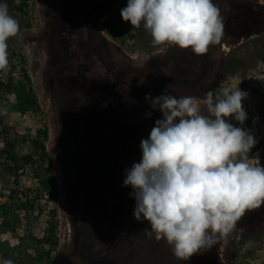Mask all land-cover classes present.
<instances>
[{
    "label": "rangeland",
    "instance_id": "374dc122",
    "mask_svg": "<svg viewBox=\"0 0 264 264\" xmlns=\"http://www.w3.org/2000/svg\"><path fill=\"white\" fill-rule=\"evenodd\" d=\"M7 1L0 4L18 20L20 35L7 41L9 66L0 75V264H264V204L185 261L146 235L147 221L133 216L132 188L121 181L162 119L146 97L164 93L203 99L223 87L246 92V121L228 120L251 131L257 143L249 162L264 166V0H232L236 8L212 0L223 35L203 55L154 47L142 26L118 17L128 0H27L23 11L20 0ZM251 17L253 29L240 33ZM93 76L97 89L88 83ZM43 128L55 196L21 159L35 154L31 140ZM47 235L53 245L41 242Z\"/></svg>",
    "mask_w": 264,
    "mask_h": 264
},
{
    "label": "clouds",
    "instance_id": "9594fccd",
    "mask_svg": "<svg viewBox=\"0 0 264 264\" xmlns=\"http://www.w3.org/2000/svg\"><path fill=\"white\" fill-rule=\"evenodd\" d=\"M120 14L133 28L150 33L154 47L178 46L203 55L223 35L212 0H128ZM19 35L18 20L6 3L0 4V70L9 66L7 41ZM247 95L238 87H223L203 99L146 97L162 119L141 140L142 159L125 170L123 183L131 186L136 201L134 219L147 221L146 235L165 241L179 260L212 248L246 210L264 204V166L248 157L257 140L228 120L244 124ZM3 264L14 262L4 259Z\"/></svg>",
    "mask_w": 264,
    "mask_h": 264
},
{
    "label": "trees",
    "instance_id": "16d2710c",
    "mask_svg": "<svg viewBox=\"0 0 264 264\" xmlns=\"http://www.w3.org/2000/svg\"><path fill=\"white\" fill-rule=\"evenodd\" d=\"M17 0H8V3H13ZM27 0H20L22 5L16 6L18 10L23 11V5L26 3ZM120 17V13L118 14ZM3 70H0V75L2 74ZM49 138V132L46 128L39 129L35 138L31 140V145L35 151V154H29L22 156L21 159L24 161V165L33 166L36 168L35 176L37 180H39V185L42 190L47 191L49 195L55 196L58 193V186L55 176L53 175V163L52 159L50 158L47 150H46V141ZM7 145V154L9 157V161H11L12 166L16 167L17 169L20 168L18 165V160L16 159L17 156L14 151L10 150L9 147H13L10 143L6 142ZM9 148V149H8ZM13 167H9V171H11ZM30 204V202H28ZM33 207V205H30ZM42 243L45 244H52L53 239L49 235L43 237Z\"/></svg>",
    "mask_w": 264,
    "mask_h": 264
},
{
    "label": "flooded vegetation",
    "instance_id": "af4514ba",
    "mask_svg": "<svg viewBox=\"0 0 264 264\" xmlns=\"http://www.w3.org/2000/svg\"><path fill=\"white\" fill-rule=\"evenodd\" d=\"M230 2H232V0L230 1ZM251 2V1H250ZM238 3V1H233L232 2V4L231 5H233V7H237L238 5H239V3ZM222 4L224 5V6H226L228 3H227V0H223V2H222ZM235 5V6H234ZM240 6L241 7H243V8H246V7H249L250 5L248 4V3H246L245 1L243 2V1H241V3H240ZM250 8H252V7H250ZM261 8V7H260ZM259 8V9H260ZM233 14L231 15V16H235L234 15V13L235 12H232ZM252 18V20H250L249 18V20H243V25L241 26V29L240 30H242V31H240V33L241 32H243V33H245L246 34V31H250V30H252L253 29V27H254V23H253V21H254V19H253V17H251ZM236 19V18H235ZM236 23V22H235ZM235 23H233V24H235ZM263 26H264V23H263ZM208 54H210V53H208ZM86 57H88L87 56V54L85 55ZM150 69L148 70V74L150 73ZM72 73V72H71ZM78 76L79 77H81L82 78V76L80 75V73L78 72ZM97 76H99V75H97ZM97 76H93V80H91L90 82H89V80H88V83H89V85L90 84H92V88H98L99 86H98V84L97 83H95V84H93V82L95 81L94 79H96L97 78ZM96 100L98 101L99 100V98H97L96 97ZM96 101V102H97ZM88 102H90V100L88 101ZM119 178V177H118ZM124 179H122L121 181H123ZM124 182V181H123ZM123 185H124V183H123ZM202 254H203V252H202Z\"/></svg>",
    "mask_w": 264,
    "mask_h": 264
}]
</instances>
